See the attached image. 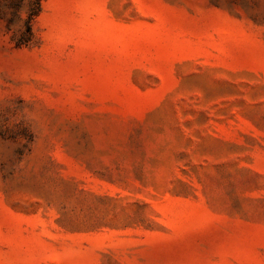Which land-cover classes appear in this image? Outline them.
Segmentation results:
<instances>
[{"label": "rangeland", "instance_id": "obj_1", "mask_svg": "<svg viewBox=\"0 0 264 264\" xmlns=\"http://www.w3.org/2000/svg\"><path fill=\"white\" fill-rule=\"evenodd\" d=\"M29 2L0 0V264H264V0H42L18 43Z\"/></svg>", "mask_w": 264, "mask_h": 264}, {"label": "trees", "instance_id": "obj_2", "mask_svg": "<svg viewBox=\"0 0 264 264\" xmlns=\"http://www.w3.org/2000/svg\"><path fill=\"white\" fill-rule=\"evenodd\" d=\"M42 0H30L28 10H27V18L24 21L25 28L23 29L18 43H23L30 38L31 35V20L39 13L40 6ZM11 7H16L17 3L13 2L10 5Z\"/></svg>", "mask_w": 264, "mask_h": 264}]
</instances>
